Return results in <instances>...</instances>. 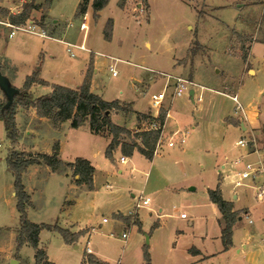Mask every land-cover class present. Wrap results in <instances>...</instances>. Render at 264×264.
Here are the masks:
<instances>
[{
    "label": "rangeland",
    "instance_id": "rangeland-1",
    "mask_svg": "<svg viewBox=\"0 0 264 264\" xmlns=\"http://www.w3.org/2000/svg\"><path fill=\"white\" fill-rule=\"evenodd\" d=\"M27 1L20 6L18 3L14 4L17 8L13 10L20 9ZM38 1L42 7L39 11H32L30 18L51 38L40 37L21 29L16 30L15 35L10 38V27L4 24L8 22V18L0 15V51L16 57L20 78L24 79L25 75L35 73L38 78L51 83L75 87L77 76L70 67L78 62L80 56L87 54L90 60L94 55L73 48L76 56L72 57L66 51L67 46L56 38L72 44L81 43L84 31L79 26L89 11L85 40L89 39L94 45L87 46L111 55L110 61L115 63L118 72L113 77L107 67L109 60H103L95 74L97 90L102 98L124 99L132 102L135 109L143 110L142 113L137 112L138 119L131 132L138 131L149 120H141V115L148 114L150 110L148 100L142 98V93L161 91L167 74L190 79L204 89L202 102L193 103L188 90L180 97L171 98L172 87H167L166 99L161 104L159 114L165 113L166 119L167 112H170L173 118L168 119L163 134H160L159 146H162L154 163L150 166L149 160L138 153L139 155H129L127 164L113 162L110 168L105 169L108 174L98 172L94 185L100 198L94 209L89 207L88 196L83 195L84 191L92 190L93 186L86 185L87 188L82 185L76 188L69 183L62 170L52 171L44 165L32 168L31 165L28 166L22 174V183L29 195V204L25 206L27 219L38 224L60 226L67 219L79 221L83 217H90V224L96 230L89 237V245L92 249L98 246L108 264L140 263L144 247H147L154 264H182V258L176 256L170 248L178 234V246L181 248L193 238V233L199 234L203 227L202 218H196L194 226H189L194 219L190 211L191 204L202 201L203 186L216 188L217 183L221 182L219 188L226 198L232 199L234 192L238 195L236 200L233 199L235 206L239 208L234 210V223L239 216L242 220L232 227L231 241L235 248L233 246L230 252L233 254L218 258L216 262L209 260L203 264H253L246 252L242 256L236 253L237 247L243 251L251 249L258 253L256 264H264V243L261 241L264 237V203L255 199L250 180L234 186L236 177H226L228 171H218L224 155H227L228 161L240 155H244L243 161H254L257 154L246 155L245 148L236 146L237 139L246 134L239 127L232 126V122L238 123L241 111L235 109V103L229 96L216 92L224 91L225 86L236 87L238 84L240 103L244 107L248 102L260 104L262 116L264 115V99L257 94L264 88V58L260 52L262 46L258 45L259 51L254 52V57L250 59L251 65L261 71L256 76L245 73L240 49L245 46L243 52L246 50L247 35H252L248 33L255 32L264 15V0H124L122 8L118 6L121 0H109L97 17L92 16L91 0L83 14L78 8L81 0ZM239 4L243 5L237 7ZM0 7L11 12L13 3L10 0H0ZM109 18L113 21L111 38L106 40L103 29ZM70 23L72 25L67 26ZM245 25L248 28L245 27L246 30L243 31L242 27ZM5 44L7 48L4 50ZM34 51L37 52L35 59L34 56L32 58ZM39 65L42 67L35 69ZM1 72L6 76L3 70ZM67 73L71 74L68 76ZM19 83L20 81L12 86L21 89L22 87H18ZM199 86L195 87L196 93L200 91ZM29 94L35 98L33 93ZM2 99L0 90V102ZM121 103L129 108V112L112 110L110 117L116 124L127 125L124 116L129 118L133 110L130 103ZM30 109L35 111L32 107H16L19 136L15 144L7 138L4 124L0 120V190L7 183L13 186L12 176L7 181L3 178V173L7 171L6 156L13 149L23 151L19 148L21 145L33 147L40 153H50L53 145L59 142L60 156L66 161L97 152L105 157V140L93 135L87 123L78 128H67L66 131H55V126L50 121L23 132L31 117ZM35 116L34 118H39L36 111ZM179 127L185 133L183 143L179 142L181 133L172 134ZM254 134H258L256 136L264 154L263 129L260 128ZM171 137L175 146L168 148L167 141ZM121 155L118 151L113 152L110 157L118 160ZM227 165L230 170H237L236 166H230V163ZM131 166L136 171L130 173ZM118 169H122V172L117 173ZM144 171H148L147 177ZM70 175L74 182L79 178L73 171ZM106 182L112 185V193L104 191L103 185ZM191 185H197L195 192L187 191ZM140 190L143 196L150 198V205L136 210L137 223L131 220L126 224L117 223L116 216L111 213L116 200L119 206L124 208L130 205L132 208L136 200L131 194L137 196ZM10 191L11 189L4 194L5 201H0V241L4 240L0 247L5 252L12 249L9 252H14L11 258L17 260L16 264H38L35 263V249L29 243L16 248L19 212L16 208L17 199H13ZM78 198H84L81 204L66 207L72 204L70 201H77ZM242 207L249 208L248 214ZM175 208H178L177 213ZM181 211L188 214L186 219L179 217ZM103 218L108 222L105 223ZM249 218L252 222H248ZM6 228L10 230L9 233L2 232ZM64 229L72 232L68 228ZM123 232L129 235L130 242L126 247L120 240L124 239L121 237ZM38 238V246L46 250L54 264H80L84 254V238L77 244V248L73 244L78 239L69 245L55 229L42 228ZM244 244L246 246L242 247ZM84 264L89 263L85 261Z\"/></svg>",
    "mask_w": 264,
    "mask_h": 264
},
{
    "label": "trees",
    "instance_id": "trees-1",
    "mask_svg": "<svg viewBox=\"0 0 264 264\" xmlns=\"http://www.w3.org/2000/svg\"><path fill=\"white\" fill-rule=\"evenodd\" d=\"M90 0H81L78 4L80 13H85L87 4ZM145 1V0H143ZM109 0H91L92 16L97 17L98 12L104 8ZM124 0L118 3L122 8ZM38 8L35 0H28L22 6L19 12L11 13L8 9L0 7V15L7 16L8 21L13 25H24L31 20V12ZM112 19L109 18L103 29V37L106 40L111 38ZM248 39V38H247ZM251 37H249V40ZM195 49V47H192ZM242 58L246 60L245 46H241ZM93 73V57H90L86 72L82 83L77 88H71L60 84H51V91L32 98L27 91L33 83L46 84V81L40 79L35 73L27 76L24 80L22 88H12L9 96L2 93L3 99L0 102V120L4 124L7 138L12 142H16L19 133L17 132L15 122V111L17 106L32 107L35 109L39 117H47L51 120L55 127L69 120L70 126L78 128L85 123L88 125L90 132L110 136L111 140L106 147L105 154L110 157L112 151L116 147H120L122 155H131L137 150L147 159H152L156 143L159 137V130L131 132L125 126L112 122L110 112L123 111L129 112V108H125L122 103L117 100L106 101L100 95L90 91V81ZM131 111V110H130ZM133 112V111H132ZM142 120H150L149 114L141 115ZM138 117V114H137ZM165 113L161 112L158 116L160 123H163ZM107 132V133H105ZM129 138V140H127ZM46 165L52 170H56L62 165L70 167L75 175L79 178L77 184L86 183L92 187L93 166L89 160L81 157L75 158L72 162H64L58 154V143L53 145L51 154L32 153L27 151L11 150L6 156V165L13 175L14 194L17 199L16 208L19 212V227L16 235V248L24 243H29L35 249V262L38 264H52L47 261L45 252L38 247V235L42 228L57 230L64 241L68 244L74 243L82 232H69L58 225H46L34 223L27 219L25 206L29 204V195L24 189L22 183V174L30 165ZM210 201L216 204L223 219L221 230V238L224 248L227 249L231 244L232 227L235 222V212L232 211V204L223 199L220 188L207 190ZM122 219L129 221L130 217L121 216ZM138 222V221H137ZM136 222V223H137ZM86 261L89 264H106L98 260L94 255L86 253ZM143 258L145 264H150V254L147 247L143 248Z\"/></svg>",
    "mask_w": 264,
    "mask_h": 264
},
{
    "label": "crops",
    "instance_id": "crops-1",
    "mask_svg": "<svg viewBox=\"0 0 264 264\" xmlns=\"http://www.w3.org/2000/svg\"><path fill=\"white\" fill-rule=\"evenodd\" d=\"M10 1L13 3V7H10L11 13H17V12L20 11L21 8L20 9H16V10H13V9L14 8H17L16 7L17 5L20 6L26 0H10ZM35 3L38 5V8L37 9L39 11L41 9L42 5H41V3L38 0H35ZM14 4H17V5H14ZM242 5L243 4H239V5H237V7H240ZM263 5H264V1H263ZM37 9H35L34 11H36ZM88 15H89V11L86 12V19H87ZM53 22L55 23L56 21L54 20ZM71 25H72V23L67 24V26H71ZM245 27L248 28L247 25L243 26L242 27L243 28L242 29L243 31L246 30ZM90 28L91 27H89V30H90ZM81 30H83V29H81ZM83 31H84V39H82L81 42L84 43L85 49H79V48H76V49L94 55L93 56V58H94L93 59V75H92L91 81H90V91L93 92V93H95V94H98V95H100L102 97V94H100V91L97 90L98 87H97L96 82H95V74L98 72L99 67L102 65L103 60L104 61L105 60H109L108 63H107V67H108V64L113 63V62L110 61V59L112 58V56L109 55V54H107V53H104L102 51H98V50H95V49L92 50L90 46H89L90 47L89 48L87 46L88 44H90V45H94V44H92L91 42H89V39H86L85 40V35H86V31L87 30H83ZM9 33H10V31H9ZM9 33H8V37H10V38H12L15 35V33H14L13 35L10 36ZM248 34H252V35L244 34V35H247L248 36L247 37L248 38V44L246 45V60H244L243 69H244V71H245L246 74L256 76L257 73H260L261 71H259V68H255V67H253L251 65L250 59H252V57H254V52H258L259 51L258 45H261L262 46V48L260 49V52L263 53L262 56L264 58V15L262 16V18L260 20V23H258L255 32H249ZM38 36H40V35H38ZM40 37H42V36H40ZM47 37L51 38L50 36H47ZM249 37H251L250 40H249ZM56 40L59 41V42H63L65 44V40L63 41V39H57L56 38ZM78 44H80V43H78ZM255 47H257V48H255ZM6 48L7 47H6V44H5L4 50ZM240 49H241V47H240ZM36 54H37V52H35V51L32 52V58L34 56V59H35ZM85 55L86 56H83V57L80 56L78 58V62H76L75 64H73L70 67V69L72 71H74V73L77 76V80H76V83H75V87L74 86H71V88H77L82 83V80H83V77H84V73H85V71L87 69V66H88V63H89L88 62L89 61L88 56H87V54H85ZM75 56H76V54L74 53V56H72V57H75ZM16 62H17L16 61V57L10 55V53H6V51H5V53H1V51H0V69L3 70V72L6 74V77L10 80L11 85L12 84L14 85L15 83H18L20 81L18 87H22L25 78L27 76L31 75V74L25 75L24 79H23V77L20 78L19 77V65H17ZM32 62H33V60H32ZM41 67L42 66L39 65V66H36L35 69L38 70ZM251 71H252V73H250ZM67 74L69 76L71 73H67ZM113 77H116V76H113ZM42 80L46 81L49 85H42V84H39V83H33L30 86V88L28 89V92L29 93L30 92L33 93L34 96L37 97V96H40V95L49 93L51 91V87H50L51 84H60V85L66 86L64 83H54V82L51 83V82H49L48 80H46L44 78ZM190 81L193 82L192 80H190ZM194 84H195L196 87L199 86L196 83H194ZM67 87H69V86H67ZM237 87H238V84H237L236 87H228V86H225L224 87L225 88L224 91L216 90V92L223 93V94L229 96V98L234 103H235V101L233 100V97L235 96L236 97V100L240 103V101L238 99V95H237V91H238L237 90L238 89ZM198 88L201 89L200 91L202 93L204 87L203 86H199ZM226 90H228V91H226ZM257 94L260 95L261 97H263V99H264V88H261L258 91ZM103 99L106 100V101H111V100L117 99L120 102L130 103L133 112H132V114L130 115L129 118L127 116H124L125 121L127 122V125H121V126H125L128 129H130V130L133 131L134 130V125H136V121L138 119V118L136 119L137 112L142 113L143 110H137V109H135L133 107L132 102L126 101L124 99H120V98H114V99H105V98H103ZM241 106H242V110H241V115L238 117L239 118L238 123H233L232 122V126L233 127H239L240 130H242L244 132L252 131L253 133L259 132L260 131V128L263 129L264 128V126H263V122L264 121H262V118H264V115L262 116V108H261V105L260 104H253V103L248 102L245 107L242 104H241ZM30 115H31V117L29 119V122L26 124V128L23 130V132L25 130H27V129H30V128H36L41 123H49L51 121L47 117L34 118L36 116H35V111L33 109H30ZM171 116L173 117V115H171V113L169 112V116H167L166 119H165L164 127H165L168 119L169 118H172ZM15 122L19 126L18 115L17 114L15 115ZM233 124H235V125H233ZM18 126H17V128H18ZM261 126H263V127H261ZM54 128L56 129V130L54 129L55 131H60L62 129H64L66 131L67 128H71L70 121L67 120V121L61 123L58 127H54ZM92 134L93 135H96V136H100L101 138H103L105 140V148H106V146L109 144V142L111 140L110 136H108V135L95 134V133H92ZM256 135H258V134H256ZM0 146H1V143H0ZM161 146H158L155 149L152 159H148L149 160V163L148 164H150V166L154 163L155 157L157 156L158 150H159V148H161ZM174 146H175V144L173 146H167V147L168 148H173ZM19 148L21 150H23V151H28V152H32V153H40V152H37L35 149H33V147H30V148L28 147L27 148L24 145H21ZM52 151H53V149L51 148L50 153H47V154H51ZM118 151H120V147L119 146L116 147L112 151V154H113V152H118ZM60 152H61V146H59V142H58V154H59V157L61 158ZM138 153L140 155H142L137 150H134L132 152V154H136V155H139ZM124 156L127 158L124 163H121L119 161V158H118V160H116L114 158L107 157L106 155H105V157H102V154H99L98 152L97 153H93L92 155L87 156V157L78 156V157L85 158V159L89 160L90 164L94 168L93 173H92V186H93V189L90 190V191H84L83 192V195L88 196L87 199H90V201H89V207L91 209H94L98 205V199L100 198V195L98 194V190L95 189V185H94L95 182L97 181V178H98V172H101V173H104L105 172V173L108 174L109 172L107 170L105 171V169H107V167H109L113 162L118 163V164H122V165L123 164H127V162H128V156L127 155H124ZM142 156H144V155H142ZM75 158H77V157H75ZM110 158H111V162H110ZM223 158H224L223 159L224 161H222L220 163V165H219L220 168L218 169V171H222V172L224 170H225L224 172L228 171V173L225 175L226 177H228V176H230L231 178L235 177V170L234 169L230 170L229 169V166L227 165V163H230V166H231L232 165L231 164V161L233 162L234 159L231 160V161H228L227 155H224ZM62 160L64 162H72V161H66L64 159H62ZM33 166H41V165H35V164H33V165H31V168ZM44 166H46V165H44ZM6 169H7V171L3 173V178H4V180L7 181L9 179V177H11V176L13 177V175H12L11 172H8L7 165H6ZM56 170H62L63 173L66 175L67 180L69 181V183L71 185H74L76 188L79 187V186H82V185L83 186L85 185V187H87L86 186V183L77 184L76 182L72 181L71 175H70L71 172H72V169L71 168H69L67 166L65 167V165H62L59 168H57ZM52 171H54V170H52ZM134 171H136V168L133 167V166H131L129 168V172L132 173ZM116 172L117 173H121L122 172V169H118ZM144 175H145V177H147L148 176V171H144ZM220 183L218 182L216 186H219ZM10 189H11V191H10L9 194H11L13 196V199H14V197H15L14 187L11 184H8L7 183V185H4V187L0 190V201L1 202L2 201H5V197H3V196L6 193V191L8 192V190H10ZM24 189H25V186H24ZM103 189L107 193H112L113 192L112 185H110L107 182L103 185ZM196 189H197V185L196 186L191 185L188 188L187 191H189V192H195ZM208 189H214V188H210V187H207V186H203L202 187V191H201L202 201L200 203L193 202L191 204V210L190 211H191L192 215L194 216V219L192 220V223L189 226H191V227L194 226V224H195L194 223V220L196 218H198V217L199 218H202L201 219V222H202V226L203 227L199 231V234L198 235H195L193 233V238L191 240H189L182 248L178 246V239H179V236H180V234H178L176 236V240L174 241L172 247L170 248V249L173 250V252L176 254V256L182 258V264H203V263H206L209 260H215V262H216V260H218V258H226L229 253L233 254V252H230V250L234 246L233 244H231L227 249L224 248V245H223V242H222V238H221V230H222V226H223V219H222L221 213L218 210L216 204H214L212 201H210V199L208 197V193H207V190ZM220 192H221V195H222V197H223L224 200L231 202V204H232V211L239 209V208H237L235 206V203L233 201V199L236 200L238 198V195L235 194V192L233 193V198L232 199L226 198L224 196L223 191H221V189H220ZM142 193H143L142 190H140V192H139V194L137 196L134 193L131 194V196L133 198H135V200H136L135 203H134V206H132V208L130 207V205H127V207H124L123 208V207H121V206L118 205L119 203L116 200V203H114L113 210L111 209V213L114 216H116L117 223L118 222L120 224L121 223H123V224L128 223V221L122 219L121 216L130 217V220L132 222H137L136 220H138V219L136 217V214H137L136 213V210L139 209L140 207H148L150 205V204H148L146 206H140V207H136L135 206L136 202L138 201V196H143ZM144 197H148V196L146 195ZM83 200H84V198H78L77 201H73L72 200V201L69 202V203H72V204L71 205H66V207H70V208L72 206L75 207L78 204H81V202ZM261 203H264V202H261ZM242 208H245V211L248 214L249 208H246V207H242ZM159 211H161V208H159ZM174 211H175V213H177L178 212V208H175ZM181 213H184V212L181 211ZM181 213H179V217L181 219H186L188 217V214L187 213L185 214V217H181L180 216ZM241 220L242 219L239 216L238 219H237V221H236V223H234V225H238ZM104 222L107 223L108 220L107 221H104ZM90 223H91L90 217L86 216V217L81 218L79 221H73V220L67 219L60 226L63 227V228H68L72 232H82V235H80L78 241L73 244L74 248H77V244L80 242V240L82 238H84L85 239L84 254H86V247H88L90 249V254L94 255L98 260H100V261L105 262L106 264H108L107 261L104 259V257H102V256H104V254L101 253L98 250L100 248L98 246H96L95 249H92L90 247V245H89V237H90L91 233L93 231L95 232V230H96V228L93 225H91ZM263 223H262V226H263ZM99 226H101V225H99ZM135 229H136V227H135ZM2 232L3 233H6V232L9 233L10 230H8V228H6ZM116 234H118V233H116ZM128 237H129V235L127 234L125 237H123L124 239H122V238L120 239V240L123 241L124 247H126V245L129 244V242H130V241H128ZM147 239H148V237H147ZM3 241L4 240L0 241V244ZM261 241H263V238L261 239ZM263 243H264V241H263ZM245 246L246 245L244 244L242 247H245ZM38 247L39 248H42L44 250L47 261H49L52 264H54L53 261H51L49 259V256H48L46 250L43 247H40V246H38ZM209 248H210V250H209ZM234 248H235V246H234ZM9 250L12 251V249H8V251L5 252L0 247V262L1 263L10 262V260L12 259L11 258V254L14 253V252H9ZM122 250H124V249H122ZM243 252H246V254L248 256H250V263L251 262L253 264H256L257 263L256 257L258 256V253H254V251L251 250V249L250 250H244L243 251L242 248L237 247L236 253L239 254V256H242L243 254H245ZM84 254L81 257L80 264H84V262L86 261V258H85L86 256ZM141 254H142L141 255V262L140 263H134V264H145V261H144V258H143V252H141ZM18 261L20 262V260H18ZM129 264H132V263H129ZM150 264H154L153 263V259L151 257V254H150ZM217 264H220V263L218 262Z\"/></svg>",
    "mask_w": 264,
    "mask_h": 264
},
{
    "label": "built area",
    "instance_id": "built-area-1",
    "mask_svg": "<svg viewBox=\"0 0 264 264\" xmlns=\"http://www.w3.org/2000/svg\"><path fill=\"white\" fill-rule=\"evenodd\" d=\"M4 24L10 27V33H9L10 36L13 35L16 30L19 29L31 33H35L42 37L48 36L46 34V31L41 26H38L36 22L33 21L27 22L24 25H13L9 22H5ZM25 25H27V27H24ZM80 28L83 30H87L86 18H84L83 21L80 22ZM65 45L67 46L66 51L70 54V56H74L73 48L85 49L83 42H81L80 44H72L65 42ZM108 70L110 71L112 76H116L118 74L114 62L108 64ZM168 86L172 87V91L170 95L171 98L180 97L187 90L189 94V91L192 89L193 90L192 99H191L192 102L199 103L202 102L203 100L201 91H199V93H196V89H195L196 86L193 82L181 76L172 75V74L166 75V79L161 91L152 92V93L149 92L142 93V98L148 100L150 107L148 114L151 119L146 121V124L141 129H138V131L136 132L159 130L158 143L156 145L157 147L160 144L159 142L160 134L161 133L163 134V130H164V123H160L158 120L159 109L164 99H166V89ZM233 100L235 101V109L241 111L242 106L236 100L235 96L233 97ZM166 115L169 116V112H167ZM178 133H181L179 142L183 143L185 133L182 132L180 127L176 128V130L172 132L173 135ZM174 144L175 142L173 141V137H171V139L167 141V146H173ZM235 144L238 147L245 148L247 150L246 155L252 153L257 154V158L254 161H243L244 155H240L239 157L235 158L233 162L231 161V164L237 167V170H235V177H236L235 186L242 185L244 180H250L251 186L254 188L255 191V199L258 202H264V154L262 153L263 150L259 145L258 138L252 131H247L245 135H241L237 139ZM126 159L127 158L123 155L119 157V161L121 163H124ZM148 204H150L149 197L138 196V201L136 202L135 206L140 207V206H146ZM180 216L185 217V213H181ZM103 221H106V218H103ZM248 222H252V220L249 218ZM263 227H264V223H263ZM121 236L125 237L126 233L123 232ZM263 241H264V237H263ZM86 253H90V249L88 247H86Z\"/></svg>",
    "mask_w": 264,
    "mask_h": 264
},
{
    "label": "water",
    "instance_id": "water-1",
    "mask_svg": "<svg viewBox=\"0 0 264 264\" xmlns=\"http://www.w3.org/2000/svg\"><path fill=\"white\" fill-rule=\"evenodd\" d=\"M11 86L12 85H11L9 79L0 70V90L2 91V93L9 96L10 93L12 92ZM192 94H193V90L191 89L189 91V96L191 99H192ZM263 131H264V128H263ZM16 263H17V260H15V259H11L9 262V264H16Z\"/></svg>",
    "mask_w": 264,
    "mask_h": 264
}]
</instances>
